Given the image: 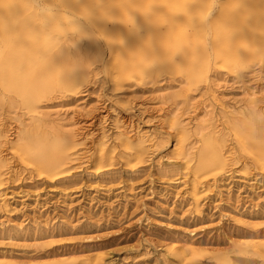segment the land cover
I'll return each mask as SVG.
<instances>
[{
    "label": "rangeland",
    "instance_id": "rangeland-1",
    "mask_svg": "<svg viewBox=\"0 0 264 264\" xmlns=\"http://www.w3.org/2000/svg\"><path fill=\"white\" fill-rule=\"evenodd\" d=\"M3 3L0 35L6 36ZM62 43L77 60L90 47L81 84L55 85L34 109L0 86V132L8 128L15 135L0 145L8 153L0 166V264H264V168L236 131L248 106L242 102L244 87L256 93L254 103L264 105V62L254 59L249 66L256 65L241 71L212 60L197 82L171 71L117 79L106 66L109 47L94 29L68 28ZM222 105L240 109L225 117ZM62 112L76 113L86 149L71 154L61 173H40L21 159L19 149L31 150L23 135L53 138L48 122ZM195 114L218 125L223 169L194 174L210 130H195ZM175 119L191 128L184 142ZM118 125L132 133L140 127L152 145L141 155L124 148ZM190 146L186 157L182 152Z\"/></svg>",
    "mask_w": 264,
    "mask_h": 264
},
{
    "label": "bare ground",
    "instance_id": "bare-ground-1",
    "mask_svg": "<svg viewBox=\"0 0 264 264\" xmlns=\"http://www.w3.org/2000/svg\"><path fill=\"white\" fill-rule=\"evenodd\" d=\"M1 1L6 2L3 3V11L8 10L9 17L8 33L0 35V52L3 53L0 86L14 92L30 109H34L39 97L55 85L72 87L85 80L91 61L87 56L90 47L84 52L85 59L77 60L62 43L68 28L81 32L83 24L94 29L109 47L106 66L117 79L171 71L183 72L192 82H197L205 79V71L212 60L241 71L256 65L257 62H253L249 66L254 59L264 62V0H223V8H217L212 14L215 22L211 28V43L208 33L202 31L194 20L201 15L199 0H42L45 5L42 11L34 7L33 3H38L36 0ZM4 28L1 27L2 30ZM85 34L89 39L90 35ZM75 48L78 50L79 46L75 45ZM99 58L100 53H97L96 59ZM248 73L253 74L254 70ZM209 89L212 85H207ZM211 91L215 95L214 90ZM178 94L170 93L169 96ZM255 95L252 89L244 87L242 102L247 105L254 103ZM238 109L240 106L222 105L221 113L225 117L234 116ZM74 114L62 112L49 120L55 130L53 138L25 132L23 138L31 145V150L28 147V150L19 149L21 159L40 173L55 175L64 171L63 166L69 156L79 154L87 144L77 135ZM191 120L196 122L195 130L199 129L201 133L210 125L196 156L194 174L223 169L225 144L222 145L221 136H216L218 125L203 117L198 119V115ZM180 121L175 119L173 124L181 129L184 142L191 128L188 121L183 125ZM117 128V138L124 148L134 149L141 155L149 144L152 145L151 138L140 127H134L135 133L120 125ZM9 130L0 132V145L14 140L15 135L11 138ZM239 140L264 168V157L249 151L240 135ZM107 143V138H103L99 145L104 149ZM192 149L190 146L181 152L190 157ZM3 152L0 150V166L6 165L8 153ZM140 155L137 159L141 158ZM2 264L12 262L6 260Z\"/></svg>",
    "mask_w": 264,
    "mask_h": 264
},
{
    "label": "clouds",
    "instance_id": "clouds-1",
    "mask_svg": "<svg viewBox=\"0 0 264 264\" xmlns=\"http://www.w3.org/2000/svg\"><path fill=\"white\" fill-rule=\"evenodd\" d=\"M33 4L41 11L45 7L44 4ZM224 4L222 0H199L201 15L194 20L202 31L208 33L210 43L211 28L215 22L212 20V14L217 8L222 9ZM236 131L249 151L264 157V105L249 103L246 111L238 117Z\"/></svg>",
    "mask_w": 264,
    "mask_h": 264
}]
</instances>
